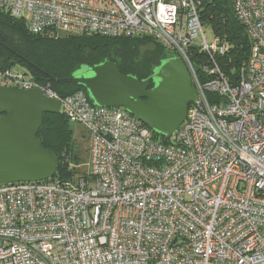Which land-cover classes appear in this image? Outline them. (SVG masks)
I'll list each match as a JSON object with an SVG mask.
<instances>
[{"label":"built area","instance_id":"built-area-1","mask_svg":"<svg viewBox=\"0 0 264 264\" xmlns=\"http://www.w3.org/2000/svg\"><path fill=\"white\" fill-rule=\"evenodd\" d=\"M227 1L251 42L235 79L204 0H0L34 34L152 37L198 93L164 143L123 107L0 71V85L59 100L90 139L85 175L0 185V264H264V0Z\"/></svg>","mask_w":264,"mask_h":264},{"label":"trees","instance_id":"trees-1","mask_svg":"<svg viewBox=\"0 0 264 264\" xmlns=\"http://www.w3.org/2000/svg\"><path fill=\"white\" fill-rule=\"evenodd\" d=\"M201 9L203 25H209L214 35L229 46L219 61L225 74L235 79L250 52L246 28L227 0H204ZM173 56L177 54L167 51L162 43L148 36L34 34L29 32L23 19L0 10V71L16 67L31 79L42 83L50 81L62 97L82 91L93 103L82 85L50 80L69 76L78 64L93 66L109 57L122 73L146 79L164 59ZM155 134L159 141L169 142L164 136ZM37 136L42 146L57 157L54 176L73 177L78 173L82 160L74 143L71 121L65 113H45Z\"/></svg>","mask_w":264,"mask_h":264},{"label":"water","instance_id":"water-1","mask_svg":"<svg viewBox=\"0 0 264 264\" xmlns=\"http://www.w3.org/2000/svg\"><path fill=\"white\" fill-rule=\"evenodd\" d=\"M50 80L82 85L94 105L123 107L165 138L173 135L198 99L180 56L164 59L146 79L122 73L107 57L93 66L78 64L69 76ZM45 113H62L61 102L41 89L0 85V185L42 182L55 175L57 157L37 136Z\"/></svg>","mask_w":264,"mask_h":264},{"label":"rangeland","instance_id":"rangeland-1","mask_svg":"<svg viewBox=\"0 0 264 264\" xmlns=\"http://www.w3.org/2000/svg\"><path fill=\"white\" fill-rule=\"evenodd\" d=\"M204 30L207 34L208 40L212 41L214 37L213 29L207 25L204 24ZM71 128L73 130V139L76 146V150L80 154L81 157V164L78 165V174L76 175V179L79 175H85L87 168L86 163L89 161L90 152H89V146H90V139L88 136V133L84 126L77 122L71 121Z\"/></svg>","mask_w":264,"mask_h":264}]
</instances>
